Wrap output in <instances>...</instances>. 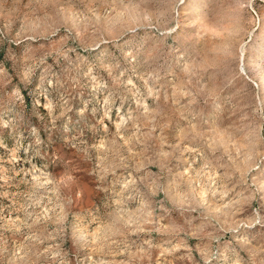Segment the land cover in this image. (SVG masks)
Here are the masks:
<instances>
[{
    "label": "rangeland",
    "instance_id": "obj_1",
    "mask_svg": "<svg viewBox=\"0 0 264 264\" xmlns=\"http://www.w3.org/2000/svg\"><path fill=\"white\" fill-rule=\"evenodd\" d=\"M0 264H264V0H0Z\"/></svg>",
    "mask_w": 264,
    "mask_h": 264
}]
</instances>
